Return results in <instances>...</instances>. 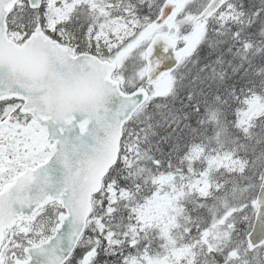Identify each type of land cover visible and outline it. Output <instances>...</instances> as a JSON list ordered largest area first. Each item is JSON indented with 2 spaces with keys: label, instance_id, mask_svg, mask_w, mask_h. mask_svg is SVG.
I'll use <instances>...</instances> for the list:
<instances>
[{
  "label": "snow or ice",
  "instance_id": "obj_1",
  "mask_svg": "<svg viewBox=\"0 0 264 264\" xmlns=\"http://www.w3.org/2000/svg\"><path fill=\"white\" fill-rule=\"evenodd\" d=\"M0 264H264V0H0Z\"/></svg>",
  "mask_w": 264,
  "mask_h": 264
}]
</instances>
